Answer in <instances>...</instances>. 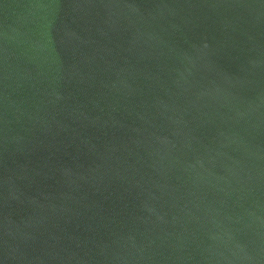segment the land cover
I'll use <instances>...</instances> for the list:
<instances>
[{
  "label": "water",
  "instance_id": "obj_1",
  "mask_svg": "<svg viewBox=\"0 0 264 264\" xmlns=\"http://www.w3.org/2000/svg\"><path fill=\"white\" fill-rule=\"evenodd\" d=\"M0 264H264V0H0Z\"/></svg>",
  "mask_w": 264,
  "mask_h": 264
}]
</instances>
